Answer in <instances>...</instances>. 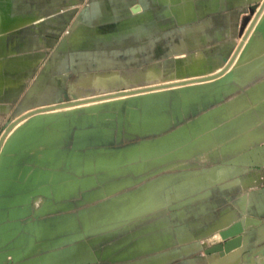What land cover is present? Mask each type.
I'll use <instances>...</instances> for the list:
<instances>
[{
    "label": "crops",
    "instance_id": "obj_1",
    "mask_svg": "<svg viewBox=\"0 0 264 264\" xmlns=\"http://www.w3.org/2000/svg\"><path fill=\"white\" fill-rule=\"evenodd\" d=\"M263 1L0 0V61L6 65L0 74V141L11 122L46 102L60 100L71 76L95 70L156 71V78L162 79L158 85L167 87L159 90L164 91L160 95L164 104L152 114L160 119L165 112L171 120L168 128L164 126L166 130L157 133L153 128L150 134H142L145 125L141 129L131 127L130 109L123 101L99 110L89 122L72 129L66 151L73 155L77 171L59 186L57 193L61 197L64 194V202L53 206V201L46 199L49 191L37 195L30 189L22 194L23 199L14 193L11 199H4L6 194H0V264L99 261L96 246L101 240L95 246L77 240L47 247L36 257L29 250V246L36 245L35 238L30 237L35 234L36 220L51 216L53 209L58 208L62 214L69 207L81 206L84 184L100 179L97 166L128 163L115 154L131 149L132 135H158L211 112L214 103L227 95L224 68L228 54L242 37L243 19L252 6ZM137 8L140 11L136 12ZM74 32L77 39L70 40ZM20 59L25 62L23 67ZM89 166L94 172H85ZM143 175L124 173L108 180L111 183L93 192L92 201L127 196L132 191L147 198L149 184L146 177L141 178ZM169 176L174 179L168 185V177L150 181L159 206L155 211V234L149 236L145 231L115 259L125 253L133 256L115 261L216 264L224 257L209 252L225 243L222 232L241 223L243 247L235 250L237 255L230 264L247 255L250 262L264 264V143L232 153L190 176ZM71 184L75 192L69 197L76 198L75 203L68 197ZM116 187L119 189L109 192ZM135 187L138 190H133ZM65 218L61 216L59 222H67ZM51 220L43 222L50 224ZM165 231L170 239L163 246ZM52 240L40 241L51 244Z\"/></svg>",
    "mask_w": 264,
    "mask_h": 264
},
{
    "label": "rangeland",
    "instance_id": "obj_2",
    "mask_svg": "<svg viewBox=\"0 0 264 264\" xmlns=\"http://www.w3.org/2000/svg\"><path fill=\"white\" fill-rule=\"evenodd\" d=\"M260 17L262 21L260 20ZM242 24V37L235 46V49L228 54L226 61L227 64L224 68L225 70L223 69L225 71L223 85L228 87L227 95L218 104L214 103L211 109L212 111L209 113L215 112L213 120L215 121L216 126H213V132L224 133L226 131L228 136L231 135L230 130H233L230 127L233 126L232 128H235L231 122L237 119L239 120L245 113L247 114H245L246 118L252 114L256 124H258L256 126L261 129V136H263L264 117L259 113V110L256 109L258 102L260 101H256L258 97L254 92L257 90V87L264 83V69L249 82L242 84V81L246 77V74L248 73L247 70L251 67V64L255 65L257 61L264 58V55L255 56L252 59L253 62L243 64L247 58H251L257 54L256 49H258V47L264 49V47L259 45L260 43L261 45H264V1L261 4L251 7V10L247 12V15L244 17ZM77 32H79V29ZM77 32H74L69 39L71 40L75 37L77 39ZM87 39L88 37H86V40ZM246 45H248V49H246ZM239 49L240 51H238ZM20 61L21 67H23L25 62L21 59ZM241 66H245L244 69L246 70H243ZM155 72L156 71H154V73ZM154 73H152V70H139L124 73H109L107 70H95L93 72H82V74L73 75L69 78V84L64 91V96H62L60 100L46 102L35 110L25 113L14 122H11L7 129L4 130L2 140L0 141V194H6L7 197L4 199H11L10 196L13 193L16 194V198L21 196V199H23L22 194L32 189V193H37V195L40 191H46V193L49 191V194L46 195H50V197L46 196V199L52 200L54 204L53 206H58L60 201L64 202V194H62L61 197L60 194L57 193L59 186L66 184L67 178H70L71 173L77 171L76 165L73 164V155L68 154L66 151V144L71 130L79 125L89 122L99 110L114 107L115 103H117L116 101L123 97H125V104L130 109V118L133 123L131 125L132 128L141 129L146 125L145 123L147 119L148 121H150L149 119H152L153 121V116L155 118L157 117L152 113H154L157 106L164 104V101L160 96L161 94H164V91L159 90H162V87H167H161V85H158L161 84L160 82L162 79H157L155 76H158V74L157 72ZM148 75H151L152 77H148ZM111 77L114 78L112 79ZM98 78L101 79L99 80ZM109 78H111V81H108L110 80ZM102 79L104 80L101 81ZM88 80L90 81L89 83ZM107 82L110 84H107ZM133 91L138 92V94L130 96L125 95ZM253 95L255 96L253 97ZM150 98L153 99V101ZM242 98L245 99L246 107L243 108L241 106L242 108L240 109L237 102L242 104ZM149 99L152 103L148 101ZM100 106L102 108H100ZM230 106H233V110ZM94 107L99 109L95 110ZM229 107L230 109L228 110ZM224 108L227 109L224 110ZM225 111L232 112V115ZM217 112L218 114H216ZM224 112L230 116H226ZM149 113L152 114V118ZM206 115L207 114L203 117L192 119L190 122L188 121L182 125L175 126L158 135H132L129 139L131 148L142 146L145 143L150 144L152 142L155 145L181 128L190 131H197L200 128L202 129L203 126L201 121ZM165 116H167V118ZM155 118L154 121H156ZM163 118H166L165 122L168 121L170 125L171 120L166 113ZM38 120L40 121V124L36 126V121ZM168 122L165 124L167 125ZM230 124L231 126H228ZM36 130L39 131V133L34 141L35 137L32 138L31 133ZM46 133H48L47 135L51 133L52 137L55 138H51L52 140H48L47 138L46 140V137H49H45ZM196 133V135L200 136L199 132ZM14 138H17V145L15 146L13 145V143L16 144ZM24 138H26L25 140L28 139V141H25ZM193 140H191V144L196 143V139ZM258 142L264 143V137H261V139L248 146ZM11 144L14 148L10 147L12 146ZM225 144L227 143H220V147L219 144L214 145V147L210 146L209 148L211 149L204 148L203 150H200L199 148H196L197 150L195 149L193 151L198 152L192 151L190 157L173 156V153L168 151L165 155H158L160 157H144L140 155V157L137 156V158L130 159L129 156L124 154L128 149L120 151L115 155L119 158L122 157L121 155H125V157L123 156L125 158L124 160L128 163L126 165L112 164L97 166L96 171L100 173V179L91 180L84 184V189L80 191L79 197V202H82L83 200L81 206L69 207L68 212L62 214L58 208L53 209L51 216L46 218L40 217L36 220L34 224L36 226L35 234L32 232L35 236H30L35 238L36 245L29 246L30 253L35 252L34 254L38 257L40 252H44L48 249L47 247L54 248L56 246H63L77 240H84V242H89L95 246L97 242L101 240V243L96 246L97 250H100L99 257L101 259L94 264H123L122 261L115 260L130 257L133 256V254L125 253L116 257L117 259H115V256H118V253H122L127 244L132 242L130 243L131 246L134 245L136 239H138V237H140L145 231H147L149 236L155 234L154 225L157 214L155 211L159 206L157 205L158 201L155 197L154 187L150 186L152 183L150 182L152 181L151 179H156L161 176H163V178L168 177L166 183L168 185L174 179V177L169 175L180 174V177H184L190 176L194 172L204 171V169L211 167L220 160L232 155L234 152H231L233 147H229L230 150L225 149ZM189 145L190 144L187 146ZM248 146L243 147L240 151ZM189 147L186 148V150L188 149L187 151L191 149V147ZM227 151L229 152L226 153ZM85 172L92 173L94 170L92 169V166H89V168L86 167ZM124 173H132L133 175L144 173L141 178L146 177L147 183L149 184L147 198L141 197L138 191H132L131 194L128 193L127 196L121 195L116 196V198L113 196L105 201H98L97 199L96 201H92L91 195L95 190L111 183L108 180L114 177L123 176ZM164 180L166 182V179ZM128 183L131 184V182ZM145 183L146 182H142V184ZM68 186L70 188V181H68ZM71 188L73 189H68V197L75 192V187L72 186V184ZM134 189L138 190L137 187L133 188V190ZM109 192L111 193L113 191L110 190ZM123 198H125V200L122 201ZM75 199L76 198L69 197L70 202L75 203ZM163 206V212L166 214L167 208L165 204ZM136 209L138 212H133L136 211ZM61 216L67 217L65 218L67 219V222H63V224L69 225L67 230L64 229V231L55 230V225L60 223L59 218ZM49 218H52L50 224L53 226V235L50 237H39L38 233L40 227L45 223L43 221ZM76 220L78 221V225ZM164 225H166V223H164ZM152 226L153 228L151 229L150 227ZM108 237L111 239H108ZM44 238H53V240L51 244H43L40 240ZM169 239L170 234L165 231L163 246L169 241ZM22 246L23 245H20L21 250L23 249ZM249 257L250 255H247L240 261V256L239 261L232 264H258V262L255 261L250 262Z\"/></svg>",
    "mask_w": 264,
    "mask_h": 264
},
{
    "label": "bare ground",
    "instance_id": "obj_3",
    "mask_svg": "<svg viewBox=\"0 0 264 264\" xmlns=\"http://www.w3.org/2000/svg\"><path fill=\"white\" fill-rule=\"evenodd\" d=\"M262 17H263V15H262ZM260 20H261V17H260ZM262 21V20H261ZM264 43V42H263ZM246 44V43H245ZM261 47H264V45L262 44L261 45V43L259 44ZM244 46V45H243ZM248 45H246L245 47H247ZM246 49H248V47L246 48ZM240 53H242V52H240ZM256 55H254L253 57H251V58H247L244 62H243V64H247V63H251V62H253L252 61V59L255 57V56H259V55H264V49H261V48H259L258 47V49H256ZM242 55V54H241ZM242 57V56H241ZM241 60V59H240ZM239 60V61H240ZM237 61V60H236ZM235 64V63H234ZM242 67V66H241ZM6 68V65H5V63L4 62H2V61H0V74L4 71V69ZM243 68V70H246V69H244L245 68V66H243L242 67ZM247 68V67H246ZM264 69V58L262 59V60H259V61H257V63L255 64V65H253V64H251V67L247 70L248 71V73L246 74V77L244 78V80L242 81V84H245V83H247V82H249L250 80H252V78H254L256 75H258L262 70ZM228 70V69H227ZM220 72V71H219ZM148 73V72H147ZM152 73H154V71L152 70ZM156 73V72H155ZM154 73V74H155ZM150 74V73H149ZM237 74H238V69H237ZM147 75V74H146ZM151 76V75H150ZM149 75H148V77H150ZM153 76H155V75H153ZM152 77V76H151ZM156 77V76H155ZM93 78V77H92ZM112 79L114 78V77H111ZM111 78H109L110 80H108V81H111ZM154 78V77H153ZM202 78V77H201ZM99 79V78H98ZM101 79V78H100ZM99 79V80H100ZM196 79V78H195ZM90 80V79H89ZM88 80V83L90 82ZM104 79H102L101 81H103ZM107 80V79H106ZM84 81V80H83ZM82 81V82H83ZM96 81V80H95ZM115 81H116V79H115ZM5 82V81H4ZM91 82H93V81H91ZM112 82H114V81H112ZM111 82V83H112ZM86 83H87V80H86ZM96 83H98V82H96ZM100 83V82H99ZM103 83V82H102ZM109 82H107V84H108ZM110 84V83H109ZM4 87H6V85L4 84ZM255 93V95L258 97V99L256 100V101H260V102H258V106H257V108L256 109H258L259 110V113L264 117V83L262 84V85H260L259 87H257V90L254 92ZM255 95H253V97L255 96ZM164 98H165V96H164ZM151 99V98H150ZM148 100V101H150L151 102V100L153 101V99H151V100ZM189 99V98H188ZM187 99V100H188ZM147 100V99H146ZM160 100V99H159ZM124 101V97L123 98H120L118 101H116L117 103H115V105H119V104H122V102ZM155 101V100H154ZM262 101V102H261ZM160 102V101H159ZM241 102H242V104H239L240 102H237L238 103V105H239V107H240V109L243 107V108H245L246 107V104H245V99L244 98H242L241 99ZM111 103V102H110ZM152 103V102H151ZM154 103V102H153ZM156 103V102H155ZM188 103V102H187ZM98 105V104H97ZM157 105V104H156ZM231 105V104H230ZM94 106V105H93ZM160 106V105H159ZM242 106V107H241ZM104 107V106H103ZM148 107H149V105H148ZM224 107V106H223ZM231 107V109L233 110V106H230ZM230 107L228 108V110L230 109ZM93 108V107H92ZM95 108V107H94ZM100 108H102L101 106H100ZM99 109V108H98ZM98 109H96L95 108V110H98ZM149 109V108H148ZM153 109V108H152ZM227 109V108H226ZM225 108H224V110H226ZM38 110V109H37ZM40 110V109H39ZM42 110V109H41ZM93 110V109H92ZM154 110H155V108H154ZM162 110V109H161ZM152 111V110H151ZM39 112V111H38ZM94 112V111H93ZM226 112V111H225ZM224 112V113H225ZM228 113H230V115H232L231 113L232 112H229V111H227ZM226 112V113H227ZM40 113V112H39ZM156 113V112H155ZM215 113V112H214ZM214 113H209V114H207L203 119H202V126H203V128L200 130H197V131H190V130H186L185 128H181V129H179V130H177V131H175L171 136H169V137H166V139H164V140H162L161 142H159V143H157V144H153V143H145L144 145H142V146H138V147H134V148H131V149H129L126 153H124L125 155H127V156H129V158L130 159H134V158H137V156H139L140 157V155H142V156H144V157H154V156H157V157H160V156H158V155H165V154H167L168 153V151L169 152H171V153H173V156H188V157H190L192 154V151L193 150H195L196 148L198 149H211V148H209L210 146H213L214 147V145H216V144H219V147L221 146L220 145V143H227V144H225L224 145V148L225 149H229L230 150V148L229 147H233V150L231 151V152H238V151H240L243 147H245V146H248L249 144H252V143H254L255 141H258L259 139H261V137H264V135L263 136H261L262 134V132L260 131L261 129L259 128V127H257L256 125H258V124H256V121H255V119H254V117H253V115L251 114V115H249V117L247 116V118H246V116H245V114H244V116H242V118H240L238 121L237 120H235V121H233V122H231V124H233L234 126H235V128H232L233 126H231V124L230 125H228V126H231L230 128L231 129H233V130H230V132H231V135H227L226 134V131L223 133H219V132H213V126H216V124H215V121L213 120L214 118H213V116H215L214 115ZM225 113V114H226ZM35 114V113H34ZM147 114H148V112H147ZM149 114H151V113H149ZM161 114H164L165 115V112L164 113H161ZM216 114H218V112L216 113ZM32 115V114H31ZM154 115V114H153ZM230 115H227L226 114V116H230ZM247 115V114H246ZM157 116V115H156ZM160 116V115H159ZM151 118H152V114H151V116H150ZM166 118H167V116H165ZM49 118V117H48ZM154 116H153V121H152V119H149L150 121H148V119H147V121H146V125L144 126V130H142V134H146L147 135V133H149V130H153V128H154V132H157V131H160V129H165V127H167L168 126V124H169V122L168 121H166V122H168V124L166 125L165 123V119L164 118H162V121L160 120V119H157V118H155V120L156 121H154ZM163 119H164V121H163ZM158 120H160L159 122H158ZM239 122V123H238ZM40 124V121L38 120V121H36V126H38ZM165 126V127H164ZM170 126V125H169ZM168 126V127H169ZM51 129V128H50ZM163 129V130H164ZM218 129V128H217ZM229 129V128H228ZM227 129V130H228ZM44 130V129H43ZM162 131V130H161ZM215 131H217V130H215ZM31 132V131H30ZM59 132V131H58ZM196 132H199L200 133V136L199 135H196L197 133ZM261 132V133H260ZM38 133H39V131H33L32 133H31V135H32V138H34V141H35V139L37 138L36 136L38 135ZM140 133V132H139ZM158 133V132H157ZM202 133V134H201ZM43 134V133H42ZM48 133H46V135H45V137L46 136H49V137H46V140H47V138H48V140L49 139H51V138H55V137H52V135H51V133H49V135H47ZM150 134V133H149ZM26 135V134H25ZM28 135H29V133H28ZM61 135V134H60ZM196 135V136H195ZM51 136V137H50ZM198 136H199V138H201V139H199L198 138ZM29 137V136H28ZM30 138V137H29ZM193 138H194V140H195V142L196 143H192L191 144V140H193ZM233 138H234V140H233ZM17 139V138H16ZM15 138H14V140H16ZM26 138H24V140H25ZM199 139V140H198ZM230 139H232V140H230ZM52 140V139H51ZM57 140V139H56ZM193 140V141H194ZM230 140V141H229ZM25 141H28V139L27 140H25ZM24 141V142H25ZM31 142H33V141H31ZM50 142V141H49ZM48 142V143H49ZM16 144H14L13 143V145L15 146V145H17V140H16V142H15ZM27 143V142H26ZM30 143V142H29ZM51 143H52V141H51ZM51 143H49V144H51ZM28 144V143H27ZM188 144H190V145H193V146H190L191 147V149L189 150V151H187L186 150V148L187 147H189V146H187ZM12 145V144H11ZM10 146V147H13L14 148V146ZM26 145V144H25ZM189 147V148H190ZM216 147V146H215ZM222 147H223V145H222ZM249 147V146H248ZM194 148V149H193ZM196 149V150H197ZM193 152H198V151H193ZM229 151H227L226 153H228ZM233 152V153H234ZM205 153V152H204ZM195 154V153H194ZM193 154V155H194ZM125 155H121L122 157L124 156L125 157ZM169 155V154H168ZM54 157V156H53ZM121 158V157H120ZM53 159V158H52ZM125 159V158H124ZM106 160V159H105ZM139 160V159H138ZM110 161V160H109ZM123 161V160H122ZM122 161H120V163L122 162ZM36 182V181H35ZM128 184H130V183H128ZM132 184V183H131ZM123 186V185H122ZM65 189V188H64ZM119 189V187H116V188H114V189H112L111 191H113V192H115L116 190H118ZM65 191V190H64ZM67 191H68V189H67ZM123 200H125V198H123L122 199V201ZM133 212H138V210L136 209V211H133ZM140 214V213H139ZM69 227V225L68 224H63V223H57L56 225H55V230H63L64 231V229H66L67 230V228ZM53 226L51 225V224H49V223H46V224H43L41 227H40V231H39V237H41V236H52L53 234H52V232H54L53 230ZM39 230V229H38ZM237 255V252H235V251H233L232 253H230V254H228L227 256H225L223 259H222V261L221 262H219V263H217V264H230L231 263V261L233 262L234 261V258H235V256Z\"/></svg>",
    "mask_w": 264,
    "mask_h": 264
},
{
    "label": "water",
    "instance_id": "obj_4",
    "mask_svg": "<svg viewBox=\"0 0 264 264\" xmlns=\"http://www.w3.org/2000/svg\"><path fill=\"white\" fill-rule=\"evenodd\" d=\"M140 11V8H137L136 12ZM240 51V49L238 50ZM162 87V86H161ZM164 88V87H162ZM155 89V88H151ZM141 93V92H140ZM138 94V92H129L125 94L126 96ZM243 234H244V228L241 223H236L228 230L222 232L220 234L221 239L225 242L222 245H219L215 247L211 252L209 253H218L220 257H225L228 254L232 253L235 250L241 249L243 247Z\"/></svg>",
    "mask_w": 264,
    "mask_h": 264
}]
</instances>
